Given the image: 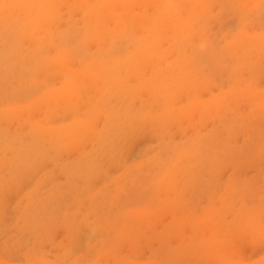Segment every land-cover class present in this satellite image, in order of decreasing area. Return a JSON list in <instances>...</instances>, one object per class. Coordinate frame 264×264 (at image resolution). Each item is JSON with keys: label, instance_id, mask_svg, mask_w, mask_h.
Instances as JSON below:
<instances>
[{"label": "rangeland", "instance_id": "rangeland-1", "mask_svg": "<svg viewBox=\"0 0 264 264\" xmlns=\"http://www.w3.org/2000/svg\"><path fill=\"white\" fill-rule=\"evenodd\" d=\"M84 1L0 0V264H264V0Z\"/></svg>", "mask_w": 264, "mask_h": 264}, {"label": "bare ground", "instance_id": "bare-ground-1", "mask_svg": "<svg viewBox=\"0 0 264 264\" xmlns=\"http://www.w3.org/2000/svg\"><path fill=\"white\" fill-rule=\"evenodd\" d=\"M76 3H77L79 6H83V8H84V10L86 11V14H87L86 17H88L87 19L89 20V25H87V26L92 27V24H93V22H94L93 19H94L96 16H98V13H99V12L101 13V9H102L101 7L103 6V4H102V3H98L97 5H95V6L92 8L91 5L88 4V3H86L84 0H77ZM76 3H75V6H76ZM26 5H27V4H26ZM78 5H77V6H78ZM192 5H193V4H192ZM19 6H20V5H19ZM27 6H28V5H27ZM157 6H158V10L160 11V12L158 13V15H160V13H161V15H163V17L165 16V11H166V10H170V9H172V8L174 7V5L171 4V2H169V0H159V1L157 0ZM14 9H15V8H14ZM193 10L195 11L196 9L194 8ZM37 11H38V10H37ZM43 11H44V10H43ZM196 11H197V10H196ZM40 12H42V11H40ZM97 12H98V13H97ZM163 12H164V13H163ZM44 13H46V16H47L49 12L47 13V11H46V12H43V14H44ZM25 14H26V13H25ZM33 14H34V13H33ZM39 14H40V13H38V15H37L38 17H40ZM43 14H42V13L40 14V15H41L40 18L44 17ZM191 14H194V13H191ZM11 15H14V14H10V16H11ZM15 15H16V14H15ZM161 15H160V16H161ZM7 16H8V15H7ZM10 16H9V17H10ZM16 16H20V17H21V14H20V15H16ZM27 16L30 17L29 14H28ZM108 16H109V15H108ZM35 17H36V16H35ZM35 17L33 16V20H34V21L37 20V21H36L33 25H35V24L38 22V19H36V20L34 19ZM38 17H36V18H38ZM6 18H7V17H6ZM26 18H27V17H26ZM26 18H23V20L20 21V22L22 23V26H24V27H22V30H24L25 28H28V27H25L26 25H24V22H26L25 24H28L27 26H29V27H31L32 23L34 22V21H32V20H31V21H32V22H31L28 18H27V20H26ZM44 18H45V17H44ZM8 19H9V18H8ZM14 19H15V18L13 17V20H14ZM17 19H18V21L20 20L19 17H17ZM21 19H22V18H21ZM8 21H9V20H8ZM27 21H28V22L30 21L31 24L28 23ZM144 22H146V21H144ZM144 22H143V23H144ZM6 23H7V22H6ZM8 23H10V22H8ZM150 23H151V22H150ZM144 24H145V23H144ZM0 25H2V24H0ZM113 25H114V24H113ZM148 25H152V24H148ZM99 26H100V25H99ZM99 26H96V27H95V28H97V29H96L97 32H98V30H100V29L98 28ZM117 26H118L117 28H116L115 26H113V27H115L116 30L118 29V33H116V31H115V34H114V35H118V37H120L119 34H121V36H123V34L126 33V31H125V29H124L125 26H123V29H124V30H121L122 28H120V31H119V27H120V26H119V25H117ZM89 27H88V28H89ZM147 27L149 28L150 26H147ZM92 28H94V26H93ZM92 28H89V29H92ZM126 28H129V26L126 27ZM152 28H153V27H152ZM152 28L150 27V30H151ZM7 30H9V29H6V31H7ZM126 30H127V29H126ZM146 30H147V29H146ZM153 30H154V28H153ZM0 31H1V30H0ZM15 31H16V30H15ZM24 31H25V30H24ZM100 31H102V28H101ZM129 31H132V30H129ZM9 32H10V31H8V33H9ZM89 32H91V31L89 30ZM93 32H94V31H93ZM109 32H110V30H109ZM113 32H114V31H113ZM145 32H146V31H145ZM147 32H149V31H147ZM152 32H154V31H152ZM101 33H102V32H101ZM101 33H99V34H101ZM11 34H12V33H11ZM14 34H15V33H14ZM48 34H49V32H48ZM94 34H95V33H94ZM96 34H97V33H96ZM128 34H129V33H128ZM131 34H132V33H131ZM144 34H145V36H146V33H144ZM147 34H149V33H147ZM6 35H7V34H6ZM103 35H104V34H102V36H103ZM114 35H113V37L115 38L116 36H114ZM151 35H152V34H151ZM50 36H51V35H50ZM124 36H125V35H124ZM13 37H14V36H13ZM118 37L115 38V39H118ZM128 37H129V36H128ZM150 37H151V36L147 37V39H146V41H145V42H148V43L144 46L145 48L149 46V43H152V42H150ZM6 38H7V40H8V39L10 38L9 35H8V37H6ZM44 38H45V37H44ZM104 38H105V37H104ZM123 38H124V37H123ZM125 38H126V36H125ZM145 38H146V37H145ZM1 39H3V38H1ZM9 40H10V39H9ZM143 40H144V39H143ZM36 41H37V40H36ZM43 41H44V40H43ZM43 41H42V42H43ZM112 41H113V39L111 40V42H112ZM13 42H15V41H13ZM34 42H35V41H34ZM34 42H33V43H34ZM109 42H110V41H109ZM109 42H108V43H109ZM116 42H117V41H116ZM6 43H7V42H6ZM11 43H12V42H11ZM11 43H9V44H11ZM15 43H16V42H15ZM33 43H32V44H33ZM35 43H36V42H35ZM37 43H38V42H37ZM12 44H13V43H12ZM98 44H100V43H97V48H99V49L102 47V45H104V43H102V42H101L102 45L100 44L101 46H98ZM114 44H115V43H114ZM7 45H8V44H7ZM13 45H14V44H13ZM13 45H12V46H13ZM15 45H16V44H15ZM37 45H38V44H37ZM37 45H36V46H37ZM10 46H11V45H10ZM10 46H9V47H10ZM40 46H41V45H40ZM110 46H111V45H110ZM115 46H116V45H115ZM16 47H17V46H16ZM16 47H15V48H16ZM103 47H106V46L104 45ZM17 48H18V47H17ZM40 48H41V47H40ZM40 48H38V49H40ZM10 49H11V48H10ZM10 49H9V50H10ZM263 49H264V48H263ZM100 50H101V49H100ZM104 50H107V49L105 48ZM42 51H43V50H42ZM42 51H41V52H42ZM8 52H11V53H12V51H8ZM100 52H102V50L99 51V53H100ZM115 52H116V51H115ZM3 53H4V50H3ZM0 54H1V53H0ZM38 54H39V53H38ZM7 55H8V53H7ZM7 55H6V56H7ZM9 55H10V54H9ZM43 55H44V54H43ZM97 55H98V54H97ZM99 55H100V54H99ZM99 55H98V56H99ZM104 55H105V54H104ZM106 55H107V54H106ZM2 56H3V55H2ZM2 56H1V57H2ZM4 56H5V55H4ZM38 56H40V55H38ZM90 56H91V55H90ZM101 56L103 57V54H102V53H101ZM109 56H110V55H109ZM99 57H100V56H99ZM134 57H135V56H134ZM134 57H133V59H134ZM89 58H90V57H89ZM94 58H95V57H94ZM131 58H132V57H131ZM95 59H96V58H95ZM87 60H88V59H87ZM128 60H129V59H128ZM128 60H126V61L128 62ZM134 60H135V59H134ZM20 61H22V59H21ZM23 61H24V60H23ZM129 61H130V60H129ZM244 61H245V60H244ZM95 62H96V61H95ZM127 62H126V64H129L131 61H130L129 63H127ZM132 63H133V61H132ZM130 64H131V63H130ZM11 65H12V64H11ZM116 67H117V66H115V69L117 70L118 67H117V68H116ZM93 70H94V69H93ZM101 70H102V68H101L100 70H98V71H101ZM116 70H115V71H116ZM118 70H119V69H118ZM98 71H97V72H98ZM102 72H105V71H101V74H102ZM108 72H110V71H108ZM175 72H176V71H175ZM85 73H87V72H85ZM98 73H99V72H98ZM98 73H97V74H98ZM87 74H89V73H87ZM105 74H106V73H105ZM110 74H111V73H110ZM110 74H109V75H110ZM103 75H104V74H103ZM106 75H107V74H106ZM106 75H105V76H106ZM116 75H117V74H116ZM118 75H119V74H118ZM177 75H179V74H177ZM105 76H104V77H105ZM71 77H72V76H71ZM71 77H70V78L67 77V78H68V79H71L70 81L73 82L74 77H73V78H71ZM72 79H73V80H72ZM118 80H119V79H118ZM71 82H69V80H68L67 84L69 85V84H71ZM67 84H66V87H70V86H72V85L67 86ZM122 86H123V85H122ZM156 87H157V86H156ZM70 89H71V87H70ZM70 89H69V90H70ZM56 91H57V92H56ZM56 91L53 90V91L50 92V94H49V92H48V95H49V96L46 94V95L48 96L47 98H49V99H51L52 101H55V102H61V101L63 102V99L66 100L65 98H66V97H69V98H67V100H69L68 102H71V101H70V100H71V99H70V97H71V92H70V91H72V90H70V91L68 92V93H70V96H69L68 93H67V91H68L67 88H64V89H61V90H56ZM54 92H55V93H54ZM73 93H74V92H73ZM55 95H56V96H55ZM157 95H158V94H157ZM157 95H156V96H157ZM72 96L74 97V95H72ZM54 97H55V98H54ZM73 97H72V98H73ZM52 98H54V99H56V100H53ZM9 112H10V111H9ZM12 112H13V111H12ZM14 112H15V111H14ZM10 113H11V112H10ZM21 120H22V119H21ZM27 120H28V119H27ZM21 127H23V125H22ZM76 127H77V126H76ZM76 127L69 128L67 131H64V132H63L64 134L62 133V135H59V134H58V132H59L58 129H54V130H58V132L56 131L55 133H57V135H59V137L61 136V142H62V143H61V142H60V143H61L62 145L71 142V140H72V138H73V136H74V134H75ZM23 129L26 130L27 127L25 128V126H24ZM54 130H53V131H54ZM39 131H40V130H39ZM55 133L50 132V135H53V134L55 135ZM79 133H80V132H79ZM43 134H44V133H43ZM77 134H78V133H77ZM48 135H49V134H48ZM54 135H53V136H54ZM55 136H56V135H55ZM43 138H44V137H43ZM45 138H46V137H45ZM52 138H53V137H52ZM37 139H38V138H37ZM39 139H40V137H39ZM39 139H38V140H39ZM41 140H42V139H41ZM51 140H52V139H51ZM53 140H55V138H53ZM39 142H40V140H39ZM39 142H38V144H39ZM38 144H37V145H38ZM47 146H48V145H47ZM54 146L56 147V145H54ZM262 155H263V154H262ZM172 185H173V184H172ZM128 222H129V221H128ZM199 225H200V224H199ZM249 227H252V224H251V223H248V228H249ZM213 229H214V228H213ZM214 232L217 233V228H216V231L214 230ZM214 232L212 233L213 236H212V238H211V240L214 238V242L211 243V242H209V241H206V242L209 243V244H207V245L212 244V246H210L209 248H207V249L209 250V252H210L209 254H211V255H210L211 257H212V253L214 252V250L217 249V247L221 245L220 243H222V242H220V241H221L220 238H219L220 241H219V239H217V235H216ZM214 236H215V237H214ZM209 239H210V238H209ZM219 242H220V243H219ZM216 245H217V246H216ZM213 248H214V250H212ZM213 254H214V253H213Z\"/></svg>", "mask_w": 264, "mask_h": 264}]
</instances>
